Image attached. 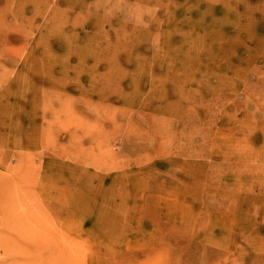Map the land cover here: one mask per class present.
Listing matches in <instances>:
<instances>
[{
  "label": "rangeland",
  "instance_id": "rangeland-1",
  "mask_svg": "<svg viewBox=\"0 0 264 264\" xmlns=\"http://www.w3.org/2000/svg\"><path fill=\"white\" fill-rule=\"evenodd\" d=\"M0 264H264V0H0Z\"/></svg>",
  "mask_w": 264,
  "mask_h": 264
}]
</instances>
